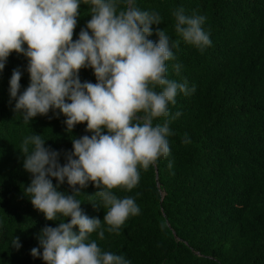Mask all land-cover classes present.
<instances>
[{"label": "trees", "instance_id": "obj_1", "mask_svg": "<svg viewBox=\"0 0 264 264\" xmlns=\"http://www.w3.org/2000/svg\"><path fill=\"white\" fill-rule=\"evenodd\" d=\"M136 6L161 16L150 39L157 40L159 28L177 42L175 60L167 62L169 78L186 80L195 91L178 93L169 106L170 115H181L169 124L168 156L140 170L132 190H113L117 197L132 196L139 214L129 216L119 233L105 231L100 239L94 232L90 238L131 264H264V0H136ZM178 7L205 16L211 45L203 52L175 33L172 12ZM79 11L73 40L90 19L88 5ZM177 62L179 75L171 68ZM26 64L13 52L0 72V264H43L30 250L38 247L36 236L45 225L56 226L23 194L30 175L22 167V138L42 134L45 146L62 153L63 164L71 138L89 134L85 124L66 133L64 117L51 110L30 123L13 111L8 81L19 68L23 91L29 83ZM79 77L95 83L91 69H81ZM59 190L71 192L66 183ZM96 191L89 184L77 198L82 211L103 226L106 209ZM13 236L18 249L11 246Z\"/></svg>", "mask_w": 264, "mask_h": 264}, {"label": "clouds", "instance_id": "obj_2", "mask_svg": "<svg viewBox=\"0 0 264 264\" xmlns=\"http://www.w3.org/2000/svg\"><path fill=\"white\" fill-rule=\"evenodd\" d=\"M81 4L88 5L90 19L73 40ZM172 16L174 31L185 44L200 52L211 45L205 16L187 15L182 7ZM161 22L156 11L142 10L136 0H0V72L15 52L26 59L29 77L21 91V70H12L8 95L15 101L13 111L30 123L51 110L64 117L66 133L78 124L89 133L71 138L63 164L62 153L45 146L42 134L21 140L22 167L30 175L23 194L45 220L56 223L40 230L38 247L30 250L43 264H131L90 237L119 233L129 216L139 214L132 196L117 197L113 190H132L140 170L168 156L169 124L181 115H170L169 106L178 93L195 91L186 80L169 78L167 62L175 60L177 42L159 28L157 40L150 39L151 26ZM181 67L171 64L176 75ZM81 69H91L95 83L82 82ZM182 142H189L187 134ZM65 183L70 194L59 190ZM89 184L106 209L103 226L82 211L77 198ZM11 246H21L18 237L13 236Z\"/></svg>", "mask_w": 264, "mask_h": 264}]
</instances>
